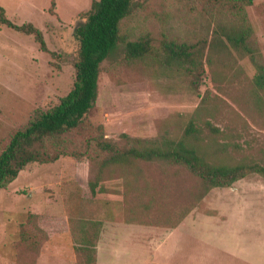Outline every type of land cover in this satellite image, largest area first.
Listing matches in <instances>:
<instances>
[{
    "label": "rangeland",
    "instance_id": "1",
    "mask_svg": "<svg viewBox=\"0 0 264 264\" xmlns=\"http://www.w3.org/2000/svg\"><path fill=\"white\" fill-rule=\"evenodd\" d=\"M90 1L0 0L3 17L16 26L37 28L47 50L41 52L31 36L0 25V151L33 111L57 105L70 90L77 50L72 31ZM132 1L130 13L118 24L121 41L147 37L155 49L161 42L202 46V70L193 85L191 76L153 63L103 62L96 98L85 116L87 130L70 135L75 145H67V153L86 149L88 157L94 155L95 144L85 147L89 140L126 148L127 139L174 136L199 108L195 124L208 121L225 133L224 141L216 140L235 145L232 162L246 157L264 163V97L255 101V69L249 61L251 55L264 64V0L242 11L225 0L216 6L205 0ZM220 24L246 31L248 52L208 50ZM79 159L65 155L49 164H28L0 191V264H30L40 252L49 257L54 251L62 252L63 264H76L74 240L67 233L45 238L33 228L34 214L73 224L98 222L100 229L103 223L155 227L143 228L142 237L149 233L159 243L164 233L180 228L162 249L175 250L174 264H240L231 258L235 246L264 233V177L258 174L203 194L198 181L179 166L132 161L102 168L99 154L94 161ZM96 176L99 194L91 198L87 185ZM18 238L37 245L13 249Z\"/></svg>",
    "mask_w": 264,
    "mask_h": 264
},
{
    "label": "trees",
    "instance_id": "2",
    "mask_svg": "<svg viewBox=\"0 0 264 264\" xmlns=\"http://www.w3.org/2000/svg\"><path fill=\"white\" fill-rule=\"evenodd\" d=\"M205 1L211 6H216V2L222 0ZM225 1L242 11V6L249 5L254 0ZM132 4V0L90 1L88 9L81 15L82 21L72 31L77 50L71 88L59 99L57 105L45 111H33L27 122L10 134L0 151V191L5 190L28 164H49L65 155L78 157L80 158L78 161L88 159L94 161L99 154L102 156L99 162L102 168L106 165L132 161H156L179 166L198 181L203 194L211 188L230 187L232 183L249 174L264 177V163L246 157L234 162L230 160V153H237V149L229 142H217L216 138L225 140L223 131L213 127L208 121L201 123L202 127L195 124L199 108L194 110L181 131L174 136L152 140L127 139L130 145L126 148H117L103 140H89L85 147L95 144V150L92 152L94 155L88 157L86 149L85 153L73 150V154L67 153L69 152L67 145L71 149L75 145L68 141L70 135L73 133L83 135L87 130L85 116L94 104L97 78L103 62L109 61L123 66L153 63L166 71H180L191 76L193 85L202 70L204 63L202 46L199 48L183 43L161 42L155 49L147 37L128 42L121 41L118 24L130 13ZM0 25L31 36L39 50L47 52L41 32L37 28L31 24L20 26L11 24L3 17L1 7ZM246 34L242 29L217 25L208 42V50L218 48V51L226 52L231 48L246 51ZM249 61L255 69L251 87L255 101L259 102L264 97V64L257 63L251 55ZM204 102L205 97H202L201 104ZM98 180L100 178L96 176L95 181L87 185L91 198L99 194ZM31 218V222L36 223L33 228L44 232L45 238L53 233H67L74 240L77 244L74 249L76 264H94V248L100 229L98 222L77 220L74 222L76 224H73L71 219H67L66 222L60 217L36 214ZM13 244V249L15 246L17 248L23 246L28 250L37 245L35 241L30 242L23 238H18Z\"/></svg>",
    "mask_w": 264,
    "mask_h": 264
},
{
    "label": "crops",
    "instance_id": "3",
    "mask_svg": "<svg viewBox=\"0 0 264 264\" xmlns=\"http://www.w3.org/2000/svg\"><path fill=\"white\" fill-rule=\"evenodd\" d=\"M143 228L146 232L157 229L139 224L103 223L94 248V264H159V258L167 261L166 264H174L170 260L175 250H171L169 247L162 249L170 236L179 232L180 228L164 233L160 243L159 238L151 241L153 236L149 233L147 236L142 237L145 231ZM42 229L45 230L44 227ZM55 234H50L49 237ZM261 235H253V239L245 241L246 245L244 246L236 245L231 258L234 261L241 262L240 264H264V240L260 239ZM251 246H253V249ZM61 253L57 254L54 251L48 257L40 252L34 259L35 262L30 261V264H63L64 260ZM164 261L163 264H165Z\"/></svg>",
    "mask_w": 264,
    "mask_h": 264
}]
</instances>
